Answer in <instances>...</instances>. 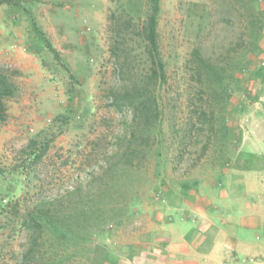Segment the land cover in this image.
Instances as JSON below:
<instances>
[{"label":"rangeland","instance_id":"obj_1","mask_svg":"<svg viewBox=\"0 0 264 264\" xmlns=\"http://www.w3.org/2000/svg\"><path fill=\"white\" fill-rule=\"evenodd\" d=\"M148 3L0 0V66L19 71L11 76L20 90L6 100L7 117L0 122V208L18 201L23 214L38 199L56 198L55 207L63 210L67 193L81 187L95 198L121 170L111 163L123 148L118 138L129 137L132 115L111 103L110 91L122 81L109 52L108 16L130 17L140 25ZM159 5L167 77L160 90V124L150 131L146 156L138 154L134 166L114 179L112 195L102 198L107 211L101 221L69 243L79 245L54 258L68 255L60 264H154L165 244L159 238L170 224L173 239L206 237L203 252L220 227L222 264H264V28L258 48L245 53V65L227 84L232 94L224 113L226 145L213 136L200 155L209 131L191 125L201 102L185 60L195 46L211 58L233 47L245 36L248 17L236 0ZM250 125L257 126L256 133L240 143ZM31 140L48 144L36 165L23 152ZM200 208L208 210L200 216ZM26 237L23 225L7 222L0 231V264H16Z\"/></svg>","mask_w":264,"mask_h":264},{"label":"trees","instance_id":"obj_2","mask_svg":"<svg viewBox=\"0 0 264 264\" xmlns=\"http://www.w3.org/2000/svg\"><path fill=\"white\" fill-rule=\"evenodd\" d=\"M236 1L248 17L245 36H240L233 47L224 48L217 56L214 55V58L205 55L195 46L185 60L184 68L188 73V80L195 83L193 93L197 94V99L201 102L198 104L196 122H191V125H199V130L209 131L200 155L208 149L213 136L221 145H226V136L230 130L225 123L224 113L232 94L227 84L245 65V53L258 48L257 40L264 28V0ZM159 2L160 0H149L140 25H135L130 17H120L113 13L108 16L109 52L115 59L116 70L122 81L119 87L111 89V103L115 107L129 109L132 115L129 137L118 138V141L123 142V148L117 149L113 155L115 161L111 165L121 168L119 172H115V178H118L121 171L134 166L133 159L137 158L138 154L142 159L146 156V149L151 143L150 131L161 121L160 90L167 77L157 30ZM42 39L51 49L46 38L43 36ZM238 50L242 52L238 54ZM13 74H19V71L0 66V122L7 117L6 100L16 97L20 91L12 79ZM203 98L206 99V106L202 104ZM215 125L219 127L220 134L217 137L214 135ZM47 147L46 142L38 145L37 140H31L23 152L26 156L32 155L29 161L36 165L47 152ZM24 159L27 158H23V164ZM109 169L111 170V167ZM114 179L106 183L102 190L99 189L95 198L83 194L81 187L75 188L66 194V197L70 198L66 199L67 205L63 206V210L55 207L59 203L56 198L38 199L31 208H26L23 214H20L18 201L3 205L0 208V231L10 220L15 225H23L26 231V245L16 264H60L65 261L68 255L62 260H55L54 256L59 250L79 245L78 242L69 243L75 237L88 233L92 224L101 221L100 216L107 209L104 210L100 204L103 197L112 195ZM94 216L96 220L92 223ZM92 251L97 252L98 249ZM106 258L105 253L104 260ZM102 260L101 258L99 261Z\"/></svg>","mask_w":264,"mask_h":264},{"label":"crops","instance_id":"obj_3","mask_svg":"<svg viewBox=\"0 0 264 264\" xmlns=\"http://www.w3.org/2000/svg\"><path fill=\"white\" fill-rule=\"evenodd\" d=\"M260 98L264 101V93ZM250 131L256 133L257 126H247L245 130L246 136L240 140V143H243L244 141H247L249 139L248 133L252 135ZM207 208H200L198 211L196 210V212L200 216H202V213L204 214L205 211L208 210ZM189 209L191 210L192 208L189 207ZM207 218L213 219L210 217ZM208 224L212 225L211 222ZM165 226L166 228L168 227V232L165 228V237L159 238L160 240H164L163 242H165V244H160L161 246H163L161 249L162 252L159 251L160 259L158 258L156 262H153L154 264H222L219 252L221 245L220 238L224 234L220 227H216V231H214L212 241H210L211 244L209 249L203 252L202 250L204 249H200L199 247L205 244L204 242L202 243L201 239H203L204 241L206 237L204 238L203 235L201 237L198 234V239L191 238L189 240L186 238L185 234H180L177 238L173 239V237L175 236H170L172 231L170 224H165Z\"/></svg>","mask_w":264,"mask_h":264}]
</instances>
